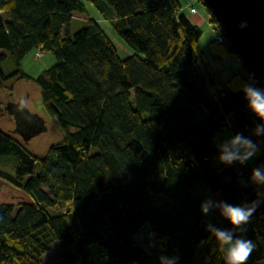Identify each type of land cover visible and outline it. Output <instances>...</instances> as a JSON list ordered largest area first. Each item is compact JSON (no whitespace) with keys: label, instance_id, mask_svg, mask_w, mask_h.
Segmentation results:
<instances>
[{"label":"trees","instance_id":"16d2710c","mask_svg":"<svg viewBox=\"0 0 264 264\" xmlns=\"http://www.w3.org/2000/svg\"><path fill=\"white\" fill-rule=\"evenodd\" d=\"M87 3L132 52L119 54L105 25L89 17ZM189 5L194 4L0 0V47L15 61L9 72L0 67L1 81L13 80L0 83V155H11L15 165L13 171L0 167V264H97L91 244L101 264H160L161 256L178 257L177 264H224L206 230L202 200L190 190L200 180L232 205L258 199L262 187L250 176L264 165V147L247 132L261 121L241 89H263L264 81L250 82L241 70L220 77L212 62L240 59L225 38L215 41L223 33L205 7L215 32L200 45L201 27L182 10ZM32 48L40 52L35 56L46 51L55 59L37 75L19 63ZM6 56L0 53V59ZM20 79L30 86L22 104L14 105ZM197 104L204 109L200 121ZM20 107L24 117L16 115ZM41 120L47 127L54 123L57 138L37 153L27 141ZM228 126L232 136L241 133L259 145L243 165L217 159L216 144L225 140L221 133ZM157 194L166 203L156 204ZM143 224L156 246L145 249L133 239ZM211 225L233 229L226 218L214 217ZM243 227L234 234L255 243L247 264H258L264 256V202Z\"/></svg>","mask_w":264,"mask_h":264},{"label":"rangeland","instance_id":"374dc122","mask_svg":"<svg viewBox=\"0 0 264 264\" xmlns=\"http://www.w3.org/2000/svg\"><path fill=\"white\" fill-rule=\"evenodd\" d=\"M179 2L181 5H183V7H185V5L188 2L195 5V7L197 9V11H195V12H190L188 10H184V8L182 10L185 11L186 16H188L192 22L197 23L201 27L202 33H201V36L199 38V43L204 47L206 45V43L214 36V32H215L213 25L208 21L209 15H208L207 10L199 3L198 0H179ZM86 7H87V10L89 12V17H92V18L98 20L102 26L105 25L104 27H105L106 31L110 35L112 41L117 45V47L119 49V54L121 56H125L129 52H132V50L129 47H127V45H125L122 37L118 33H115L110 28V26H108L109 22L101 16V14L98 12L97 9H94L88 3L86 4ZM74 15L77 18V20L86 19V15H84V14L74 13ZM81 24L82 23L80 22V24H78V25L80 26ZM2 52L5 53L7 56L4 59H0V67L6 73V72H9L12 69H14V66H15L14 62L15 61H14L13 56L5 48L0 47V53H2ZM50 55H51V58L49 57L50 62H48L46 59L48 58L47 56H50ZM28 56H30V58H32V59H30V63L32 65H33L32 61L39 60L42 62V65L44 64L43 67L48 66L49 63L54 62V60H55L52 52H46V51H43L40 56H35L33 54V52H32V54H30V53L26 54L24 60L27 61ZM34 64H37V63L34 62ZM238 65H239V63H238ZM212 66L217 72L221 71V70H218V66L215 64V62H212ZM27 67H29V66H27ZM39 68L40 67H38V69ZM38 69H36L35 71H32V72L30 71V73H33V75H35L39 71ZM234 69L235 68L229 67L228 69H226V71H227V73L231 74V73H234V71H235ZM236 69H237V71H240V65L236 66ZM221 72H222L221 75L223 77H226L225 76L226 74L224 73V71H221ZM12 81L13 80L10 77L5 78L3 81H1V78H0V83L10 84V83H12ZM27 86H30V85H28L26 82H24L21 79L15 83V88L13 90L15 102L20 98L23 99V97H21V96L24 93H26L27 90H25V89ZM197 105L198 106L194 107V111H195L194 115H195L196 121H200L203 117V113L201 111L204 109H202V107H200L199 104H197ZM16 115L20 116V117H24V115H26V114H25L24 109L20 107L17 110ZM229 120H231V119H229ZM52 123L53 122L48 124V127L46 126L47 128L45 130L36 133L35 135H33V137L30 140L27 141L28 146H30V148L33 151H35L37 153L43 152L47 149L48 145L51 142L56 140L57 128L55 127L54 123L53 124ZM229 123H231L230 125L233 127V129H236V126L233 124L232 121H229ZM254 128L250 129L247 132V135L250 138H253L254 140H256L261 147H264V133H262L261 136H255V135H253V129ZM231 134H232V129L230 128V126H228L222 131L221 136L226 140V139L232 137ZM14 166H15L14 161H13V158L11 155H9V154L0 155V167L4 168L5 170H8V171H13ZM204 189H208V187L206 185H204V183L202 181L195 180L194 185L190 190V193L193 197L200 198L202 200V202L205 200H209V199H211L214 202H217L213 198V196H211L210 194L205 195L203 192ZM262 191H264V188H262ZM166 201H167L166 196H164L162 194H157L155 197V203L158 205L164 204V203H166ZM206 218H207L206 225L214 223V217L210 213L207 214ZM132 237L134 240L139 242L145 249H147V247L149 245H152V246L157 245L156 237H155V235H153L151 233L148 224H143L132 235ZM260 240H261V244H262V248H263V252H264V234L260 236ZM54 244H55V242L50 245V249L53 248ZM55 251H56V253L58 252V246L55 247ZM89 251H90V258L95 263L101 264L102 259L100 258V252L98 251L96 245H94V244L89 245ZM51 252H52V250H51ZM51 256L56 257L53 252H52ZM46 263H48V262H46ZM258 264H264V256L258 260Z\"/></svg>","mask_w":264,"mask_h":264},{"label":"clouds","instance_id":"9594fccd","mask_svg":"<svg viewBox=\"0 0 264 264\" xmlns=\"http://www.w3.org/2000/svg\"><path fill=\"white\" fill-rule=\"evenodd\" d=\"M251 112L259 117L261 123L253 129V135L261 136L264 133V89L245 84L242 89ZM218 161L225 165L233 163L245 164L259 152V145L252 139L237 133L231 138L216 144ZM250 181L264 188V165L252 169ZM258 199L245 205H232L224 201L214 202L211 199L201 203V212L204 215L218 209L220 215L226 218L233 229L245 231L244 225L250 222L252 215L261 202H264V191L257 192ZM233 229H221L211 224L206 230L215 237L220 252L223 254L224 264H247L256 245L253 241L238 237ZM178 257H160V264H177Z\"/></svg>","mask_w":264,"mask_h":264},{"label":"water","instance_id":"95a60500","mask_svg":"<svg viewBox=\"0 0 264 264\" xmlns=\"http://www.w3.org/2000/svg\"><path fill=\"white\" fill-rule=\"evenodd\" d=\"M198 1L218 22L226 43L240 59V70L248 78L264 81V0ZM22 102L20 98L13 103L21 105ZM4 106L9 109V102ZM40 122V127L32 134L47 128L42 120ZM23 128L27 132L32 127Z\"/></svg>","mask_w":264,"mask_h":264},{"label":"crops","instance_id":"0c3cea01","mask_svg":"<svg viewBox=\"0 0 264 264\" xmlns=\"http://www.w3.org/2000/svg\"><path fill=\"white\" fill-rule=\"evenodd\" d=\"M201 45V44H200ZM202 46V45H201ZM34 51H35V49L34 48H32L27 54H32V52H33V54H34ZM26 56V55H25ZM25 56H23L21 59H20V61H19V63H20V66H21V68L25 71V72H27V73H29V74H31V75H33V73H30V71L32 72V71H35L36 69H38V67H40L38 70V72L35 74V75H37L42 69H44V68H46V67H48L49 65H51L53 62H51V63H49V65L48 66H46V67H43L44 66V64L42 65V62L41 61H39V60H34V61H32L33 62V65L30 63V59H32V58H30V56H28V58H27V61L26 60H24L25 59ZM48 58L46 59L48 62H50V59H49V57L51 58V55L50 56H47ZM24 62V63H23ZM34 62H36L37 64H34ZM215 64L218 66V70H221V71H224V73L226 74L225 76L226 77H223L222 75H221V71H219V72H217L221 77H222V79H226V78H228L229 76H230V74L229 73H227V71H226V69H228L229 67H231V68H235L234 70V72H237V69H236V66H239L238 65V60L235 58V57H233V56H226V57H223V58H220V59H216L215 60ZM27 66H29V67H27ZM232 74V73H231ZM231 136H232V134H231ZM206 195H208V194H210L211 196H213V198L216 200V201H220V193H219V191H212V192H210L209 193V191L207 190V189H204V191H203ZM210 214L212 215V216H214L215 217V219H217L219 222L220 221H222V219L224 218V217H222L221 215H220V212H219V210L218 209H214V210H212L211 212H210Z\"/></svg>","mask_w":264,"mask_h":264},{"label":"built area","instance_id":"2783aa9c","mask_svg":"<svg viewBox=\"0 0 264 264\" xmlns=\"http://www.w3.org/2000/svg\"><path fill=\"white\" fill-rule=\"evenodd\" d=\"M188 10H189L190 12H195L197 9H196V7H195L194 5H189V6H188ZM223 40H224V35H223V34H220V33H216V34H215V41H216V42H223ZM35 53H36L37 55L40 54V52H39L38 49H36ZM249 81H250V82H255L256 80L250 78ZM103 256L106 257V254H103Z\"/></svg>","mask_w":264,"mask_h":264}]
</instances>
